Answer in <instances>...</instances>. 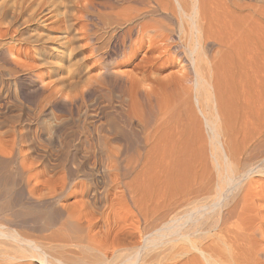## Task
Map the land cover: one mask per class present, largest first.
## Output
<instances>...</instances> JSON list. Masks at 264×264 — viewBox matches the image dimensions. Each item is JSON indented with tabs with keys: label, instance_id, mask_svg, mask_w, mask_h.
<instances>
[{
	"label": "bare ground",
	"instance_id": "1",
	"mask_svg": "<svg viewBox=\"0 0 264 264\" xmlns=\"http://www.w3.org/2000/svg\"><path fill=\"white\" fill-rule=\"evenodd\" d=\"M68 1L83 41L94 26L122 49L118 66L93 59L96 81L128 92L120 116L96 110L40 163L0 122V200L10 186L52 208L39 224L0 203V264H264V0Z\"/></svg>",
	"mask_w": 264,
	"mask_h": 264
},
{
	"label": "rangeland",
	"instance_id": "2",
	"mask_svg": "<svg viewBox=\"0 0 264 264\" xmlns=\"http://www.w3.org/2000/svg\"><path fill=\"white\" fill-rule=\"evenodd\" d=\"M0 7L13 11L19 20L12 25L8 20H0V34L4 35L0 39H4L1 41L8 48L12 47L13 56L16 57L15 59L7 54V61H1L0 64V122H5L2 131L6 130L7 136L12 135L14 127L18 129L23 138L21 146L25 154L29 153V158H34L40 163L41 158L56 154L59 148H56L55 142L70 137L71 134L73 135V130L81 131L80 126H83L85 119L89 118L87 121L90 123L96 121L93 119L98 109L102 111V122L120 116L121 111L118 107L121 106L122 98L128 92L127 85L115 78L112 80L98 78L96 81L101 67L95 65L96 60L100 59V62L104 61L106 65L118 66L117 62L121 64L125 59L121 48L113 47L108 43L111 33L103 34L101 29L97 27L93 29L92 26L90 31L86 32L87 35L90 32L93 34L94 31L92 41L87 39L83 41V38H86L83 37L85 32L81 31V24L76 20L79 16V14L77 16L78 9L75 5L69 4L68 0H0ZM73 14H76V17ZM71 19L76 22H71ZM57 25L64 28V32L58 31ZM67 27L69 31H65ZM12 29L18 32L17 36L9 35ZM98 34H102L100 35L102 39ZM90 48L91 51L95 50V54L98 51V55L93 54L92 57ZM142 57L143 53L139 55V60ZM181 66L182 64L171 68L162 75L179 73ZM117 68L122 73H129L138 78L144 76L140 75L139 70L134 66L121 65ZM95 81L97 83L94 84ZM146 84L141 88L146 89ZM89 88L92 89L90 93L87 91ZM262 154L264 155V152ZM48 162L49 160L46 159L45 163ZM90 162L93 164V160ZM254 181L263 185L264 177L261 179L258 177ZM11 189L10 186L3 189L0 203L7 202L12 208L14 207L13 212L30 218L31 221L38 217L39 224L48 220L52 208H32L27 205L23 195L17 194V196L10 192ZM258 202L257 205L263 208L264 202ZM262 213L264 217V211Z\"/></svg>",
	"mask_w": 264,
	"mask_h": 264
}]
</instances>
